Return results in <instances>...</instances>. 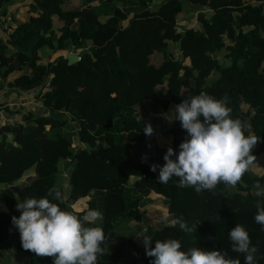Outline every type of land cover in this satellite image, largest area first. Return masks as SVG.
Here are the masks:
<instances>
[{
	"label": "trees",
	"instance_id": "16d2710c",
	"mask_svg": "<svg viewBox=\"0 0 264 264\" xmlns=\"http://www.w3.org/2000/svg\"><path fill=\"white\" fill-rule=\"evenodd\" d=\"M11 1L0 0V91L31 92L34 106L5 108L0 124V264H53L25 250L12 223L19 201L53 187L62 210L102 213L88 225L111 234L97 264H152L145 234L153 248L173 238L182 250L217 249L244 264L229 237L236 224L258 246L256 264H264V230L254 219L257 203L264 205L254 187L264 188V170L251 168L235 186L200 193L178 187L176 177L161 184L159 168L151 171L187 137L174 107L201 92L230 98L232 118L261 138L253 154L264 158V0H186L199 8L190 23L181 20L190 16L183 0H25L8 11ZM83 45L69 63L68 54ZM143 101L165 121L161 142L143 131ZM85 197L87 205L75 209ZM157 199L171 210L168 222L136 239L134 223L145 221L144 208ZM181 217L196 231L173 227Z\"/></svg>",
	"mask_w": 264,
	"mask_h": 264
},
{
	"label": "clouds",
	"instance_id": "9594fccd",
	"mask_svg": "<svg viewBox=\"0 0 264 264\" xmlns=\"http://www.w3.org/2000/svg\"><path fill=\"white\" fill-rule=\"evenodd\" d=\"M228 103L230 98L226 94L217 99L201 92L174 107L175 119L181 122L187 137L179 145L178 154L168 147L163 157L165 163L162 166L151 165L153 172L159 168V183L167 184L176 177L179 179L178 187H194L200 193L214 189L219 183L235 186L256 164L253 149L261 138L245 134L246 122L232 118ZM143 131L147 136L154 134L150 123ZM143 160L146 161L147 157ZM254 187L256 195H264L259 182ZM62 203V193L55 187L49 189L44 197L18 202L17 210L21 215L13 216L12 223L19 230L22 247L37 256L52 257L53 264H97L98 257L103 255L102 245L107 234L101 226L88 225L91 219L102 220V213L92 210L81 217L72 211L62 210ZM257 209L254 219L264 230V205L258 202ZM177 225L185 232L197 229L196 225L189 228L182 217L172 221L173 227ZM229 237L232 251L245 255L244 264H256L258 246L252 245L246 228L236 224ZM143 244L146 255L154 258L152 264H241L238 258H230L227 252L217 249L182 250L178 239L157 240L153 248L152 238L145 234Z\"/></svg>",
	"mask_w": 264,
	"mask_h": 264
},
{
	"label": "rangeland",
	"instance_id": "374dc122",
	"mask_svg": "<svg viewBox=\"0 0 264 264\" xmlns=\"http://www.w3.org/2000/svg\"><path fill=\"white\" fill-rule=\"evenodd\" d=\"M25 0H13L9 3H7L6 5V9H11V8H15V7H20V5L24 2ZM155 3H160L163 0H154ZM74 3V2H73ZM183 3L185 5V7L189 10L190 12V16L186 19H181L187 23L190 22H197V19L193 17L196 16L199 8L197 6H193L191 5L189 2H187L186 0H183ZM72 4V3H71ZM19 21H22V18L18 19ZM183 28V26H182ZM86 47L85 45L74 48L75 50V54L79 55L80 54V49ZM36 93H38V90H35ZM20 98L24 99L23 95H20ZM32 100V98H30ZM34 104L33 101H29L28 104H23V106H32ZM19 104L16 102L15 105H12L11 107H16ZM138 109L140 110V114L141 116L148 122L150 123L153 128H154V134L152 136H150V138L154 139V140H158L159 142H161L159 136L160 134H166V130H165V121L163 120L162 115H155L152 112V105L149 101H143L138 105ZM60 167L61 170H63V174L65 171V167H64V161H62L60 163ZM252 169H254L255 172H261L264 170V158H262L261 160H259V158H257L256 160V164L252 167ZM33 175L29 174L28 176H25L24 180L28 181L31 179ZM66 184V180L64 179L63 181ZM87 199L88 197L85 198H81L80 200H78L73 206L75 209L77 210H81L83 209L86 205H87ZM145 209V221L143 223H134L136 224V226H138L139 228V233L136 236V239H140L142 237V234L146 231V229L149 226H155V227H161L162 225L166 224L168 222L167 220V216L168 214L171 212V210H169L163 203L161 199H157L153 205H149L147 206ZM166 218V219H165Z\"/></svg>",
	"mask_w": 264,
	"mask_h": 264
},
{
	"label": "crops",
	"instance_id": "0c3cea01",
	"mask_svg": "<svg viewBox=\"0 0 264 264\" xmlns=\"http://www.w3.org/2000/svg\"><path fill=\"white\" fill-rule=\"evenodd\" d=\"M75 4L79 3V0H72ZM14 9V8H11ZM11 9H8L11 10ZM22 18L23 17H19ZM18 18V19H19ZM39 91V89H36ZM20 95L24 96V99L20 98ZM32 98V100L30 99ZM29 101H33L34 102V96L31 92H26L22 89H13L10 88L8 90H1L0 91V124H3L6 122L7 120V116H8V111L5 109L7 107L9 108H20V109H24L26 108V106H23V104H28ZM18 103L19 105L16 107H11L12 105H15V103ZM30 106V105H28ZM27 106V107H28ZM34 106V104H33Z\"/></svg>",
	"mask_w": 264,
	"mask_h": 264
},
{
	"label": "water",
	"instance_id": "95a60500",
	"mask_svg": "<svg viewBox=\"0 0 264 264\" xmlns=\"http://www.w3.org/2000/svg\"><path fill=\"white\" fill-rule=\"evenodd\" d=\"M68 58H69V63H73L74 61L80 59V55H77V54H75L74 52H70V53L68 54ZM110 236H111V234L109 233V234L107 235V237H106V240H105V243H106V244L108 243V241H109V239H110Z\"/></svg>",
	"mask_w": 264,
	"mask_h": 264
}]
</instances>
